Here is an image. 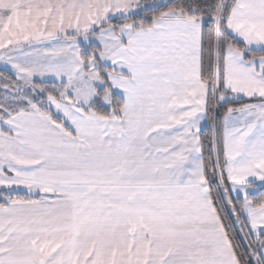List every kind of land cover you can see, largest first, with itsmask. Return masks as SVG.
<instances>
[{
    "label": "snow or ice",
    "instance_id": "snow-or-ice-1",
    "mask_svg": "<svg viewBox=\"0 0 264 264\" xmlns=\"http://www.w3.org/2000/svg\"><path fill=\"white\" fill-rule=\"evenodd\" d=\"M0 66V264H264V0H0Z\"/></svg>",
    "mask_w": 264,
    "mask_h": 264
},
{
    "label": "trees",
    "instance_id": "trees-1",
    "mask_svg": "<svg viewBox=\"0 0 264 264\" xmlns=\"http://www.w3.org/2000/svg\"><path fill=\"white\" fill-rule=\"evenodd\" d=\"M0 72H3L4 75H9V73L4 72L3 70H0ZM222 115H223V110H221V116ZM221 122H222V120H221ZM212 123H214V122H209V125H208L209 128L211 127ZM206 135H211V132L210 131L206 132ZM256 193H257V195L255 197L256 199H259L261 196H264V191H262L260 188L256 191ZM224 214L227 216V214H228L227 208L224 209ZM232 219H233L232 228L237 229L239 226H238V224H236L234 222V218H232ZM237 241L241 244L246 243V241H243L240 239V236H237Z\"/></svg>",
    "mask_w": 264,
    "mask_h": 264
},
{
    "label": "crops",
    "instance_id": "crops-1",
    "mask_svg": "<svg viewBox=\"0 0 264 264\" xmlns=\"http://www.w3.org/2000/svg\"><path fill=\"white\" fill-rule=\"evenodd\" d=\"M0 68H2V66H0ZM221 124H222V122H221ZM258 189H259V187H257L255 191H257Z\"/></svg>",
    "mask_w": 264,
    "mask_h": 264
},
{
    "label": "rangeland",
    "instance_id": "rangeland-1",
    "mask_svg": "<svg viewBox=\"0 0 264 264\" xmlns=\"http://www.w3.org/2000/svg\"><path fill=\"white\" fill-rule=\"evenodd\" d=\"M0 70H3V68H0Z\"/></svg>",
    "mask_w": 264,
    "mask_h": 264
}]
</instances>
